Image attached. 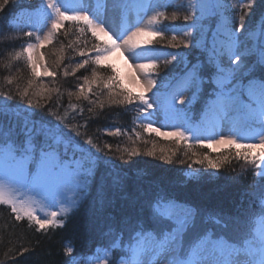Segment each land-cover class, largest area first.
I'll return each mask as SVG.
<instances>
[{"label": "snow or ice", "instance_id": "6c2138e0", "mask_svg": "<svg viewBox=\"0 0 264 264\" xmlns=\"http://www.w3.org/2000/svg\"><path fill=\"white\" fill-rule=\"evenodd\" d=\"M7 3L8 0H4L0 9ZM111 4L119 9L122 17L119 31L113 29L116 32L115 39L105 30L106 21L102 11L97 10L90 16L87 6L81 5L71 9L72 15H68L69 9L61 0H47V9L51 10L47 13V18H55L52 19V31L44 39L48 40L53 33L58 32L65 20L82 21L93 37L104 33L108 35V39L95 44L91 49L95 55L83 59L76 68L83 69L90 62L98 67L105 66L107 54L113 49L123 48L134 60L148 61L137 64L136 69L145 77V91H151L157 84L152 76L158 68L157 61L162 54L170 55L172 61H177L178 58L180 61L187 59L183 52H162L155 46L154 39H140L142 35H151L163 40L164 31H175L174 26L162 24V20H167V16L163 11H159V8L176 5L161 3L160 0H111ZM236 6L229 4L228 0H188L186 5H179L189 9L190 15L199 12L192 23L185 27L195 28L202 33V38L195 40L193 47L207 54V64L213 70L210 77L203 78L200 75L203 65L198 60L185 74L186 83L195 85L197 92L201 91L200 86L205 82L214 86L208 93L204 110L197 123H193L185 108L180 106L184 104L182 96L180 105L177 104L176 96L180 95L179 91L171 95L165 94L163 99L158 91L153 93L151 99L143 91L137 95L129 90L116 92L114 85L118 82V77L112 64H107L106 67L111 69L113 74L107 77L106 82H103L102 78L101 80L104 88L109 90L111 103L132 106L138 113L136 119L149 121L141 125L145 132L174 137L177 143L191 139L195 142L192 146H203L206 140L209 141V148L213 144H227L230 147L224 150L227 154H221L222 158L214 159L206 153L196 163L204 165L206 161L212 169H220L233 158L243 159L258 169L257 175L264 181V78L254 75L257 69L264 72V26L260 29L259 39L256 32L248 33V38L254 41L251 46L241 41L238 36L239 29L233 30L230 17L226 15ZM238 6L242 9H252L253 0ZM148 11H152L153 15L148 18L146 25L137 26L142 21L141 13L146 14ZM205 13L220 17L217 28L212 30L210 42L207 40L208 29L201 23ZM133 14L135 20L129 21L130 15ZM176 18L173 14L172 20ZM189 19V15L184 16V20ZM239 21L240 29H244V14L239 16ZM79 31L83 33L85 28L80 27ZM26 35L31 38L33 34L29 32ZM184 35L188 36L190 32H185ZM40 39L39 36L36 37V40ZM175 41L176 36L173 35L169 44L178 47ZM179 43L187 48V40H181ZM33 48L34 45L29 43L22 51L16 52L13 58L19 59L27 53L31 74L36 77L38 73L37 64L32 57ZM79 55L84 57L86 54L81 51ZM56 66L59 67V61ZM43 67L45 76L57 75L56 71L48 72L47 65ZM185 67L187 68V63ZM75 71L76 69H73V72ZM64 74L68 75L67 72ZM92 76L94 80L98 78L96 68H93ZM84 79L85 83H91L87 77ZM28 83L31 86L33 81L29 80ZM79 90L83 95L84 85H80ZM35 95L39 96L40 93ZM20 96L22 100H27L26 105H11V97L6 93L0 100V116L7 115L8 109L14 107L29 117L20 126V132L16 133L23 135L22 141L10 138L11 132L4 133V139H0V205L10 206L16 220L26 217L30 223L34 222L38 229H45L53 224L63 225L64 220L58 218L59 213L56 211L45 214L43 219L38 217L37 206H40L41 210L44 207H59L64 217H67L78 207L80 197L85 194L92 174L91 168L83 169L80 163L82 157L78 158L76 152L94 156L93 163H102L108 158L101 155L102 150L94 146L91 139L84 142L91 147H82L77 143L70 154L68 142L81 135L76 127L65 125L67 117L58 116L51 109L46 116H38V109L44 105H41L39 100L34 103L33 99L29 98L28 88L23 89ZM193 99L195 93L188 103L191 104ZM99 106L103 108V102H100ZM158 114L162 117L160 121L156 119ZM209 114L211 119L207 118ZM51 117H55V120H51ZM157 122L161 123L162 128L171 127L173 130L162 132L161 128L153 127ZM225 125L227 135L223 134ZM53 129L59 135L54 136ZM72 133H75V136ZM116 133H119V129H116ZM136 136L139 139L140 133H136ZM36 137H41L39 143L36 142ZM65 137L67 139L63 142L61 151L62 138ZM243 140H255L257 143L238 142ZM233 145L234 148L231 147ZM137 154V149L129 153L130 156ZM148 155H155V152L149 151ZM161 159L171 163L170 156H161ZM189 168L191 169V165ZM181 174L185 177V182L199 181L204 176H218V173H207L204 168L184 171ZM69 185L74 193L72 198L66 194ZM254 187L258 188V192L249 195L256 197L259 207L252 211L247 221L239 215L216 214L211 216L214 225L220 229L232 227L236 231L245 223H254L257 219L264 225V183ZM200 217V210L190 201L161 189L148 201L146 213L141 209L135 218H125L124 224L130 233L128 240L122 242V235L118 236L114 244L104 249L102 264H146V257H151L150 264H156L158 259H164L166 264H264V227L259 230L249 228L242 232L239 238L230 239L224 232H217L214 227H202L207 220L202 221ZM114 249H121L122 255L119 258L113 255ZM65 251L70 255L72 248ZM96 258L100 259L99 254ZM73 264H76L75 259Z\"/></svg>", "mask_w": 264, "mask_h": 264}, {"label": "trees", "instance_id": "16d2710c", "mask_svg": "<svg viewBox=\"0 0 264 264\" xmlns=\"http://www.w3.org/2000/svg\"><path fill=\"white\" fill-rule=\"evenodd\" d=\"M248 2L249 0H228L229 4L237 6L231 8L226 15L230 17L233 30L239 29V39L251 46L254 41L248 38V33L256 32L259 39L260 29L264 26V0H253L252 9L238 6ZM165 3L176 6L163 7L167 20H162V24L172 25L176 30L164 31L163 36H171L172 39L175 35L178 47H172L168 39H163L162 42L157 40V44H162L167 49L164 53L183 52L187 59L172 61L170 55L162 54L152 76L157 81L155 91L159 93L164 90L167 92L179 80L186 82L185 74L198 60L203 65L200 72L203 78L210 77L213 71L207 64V54L193 47L194 41L202 38V33L195 28L185 27L192 23L199 12L190 15L189 9L179 7L181 3L186 5L188 0H166ZM3 4L4 0H0V5ZM43 5L44 0H8L0 9V100L6 93L11 97V105H26L27 100H22L20 93L28 88L29 98L34 103L39 100L44 105L38 109V116H46L51 109L58 116H66L64 124L75 126L81 133L75 140L68 142L70 154L77 143L82 147H91L84 143L91 139L92 144L102 150L101 155L108 159L102 163H93L94 156L76 152L78 158L82 157L81 160L87 161L91 166L92 174L78 207L63 218V225L53 224L45 229H38L26 217L16 220L10 206L0 205V264H73L74 259L76 264H88L91 258L114 244L118 236L122 235V242L128 240L130 233L124 224L125 218H135L141 209L146 213L148 201L161 189L190 201L200 210V219L207 220L202 227H214L217 232H224L230 239L239 238L249 228L259 230L264 227L259 219L254 223H245L239 231L232 227L229 228L233 231H228L214 225L211 219L213 215H239L247 221L252 211L259 207L256 197L249 195L258 192L254 185L264 183L257 175L258 169L243 159L234 158L220 169H212L206 161L204 165L196 161L206 153L214 159L222 158L221 154H227L224 150L229 147L213 151L205 145L192 146L195 142L177 143L175 139H161L153 133L145 132L141 127L145 122L136 119L138 113L135 108L111 103L109 90L103 86L107 77L113 74L109 68L98 67L91 62L83 69L76 68L83 59L95 55L91 49L102 41L93 37L82 21L66 20L55 33L53 41L43 48L50 72H57L55 77H33L31 68L23 57L13 58L16 52L22 51L32 41L33 35L31 38L26 35L31 29L29 15L32 10L40 9ZM173 14L177 17L175 20H172ZM241 14L245 15L244 29H240ZM186 15L190 16L187 21L184 20ZM201 23L208 29L207 40L210 42L212 30L217 28L220 17L206 13ZM80 27L85 28L83 33L79 31ZM185 32H190V35L185 36ZM181 40L188 41L187 48L179 43ZM81 51L85 52L84 57L79 55ZM57 61L59 67L56 66ZM93 68L98 73L95 80L92 76ZM73 69L76 71L73 72ZM65 72L68 73L67 76ZM254 75L264 78V72L259 69ZM85 77L91 83H85ZM29 80L33 81L31 86ZM80 85H84L83 95L79 90ZM184 87L181 92L184 104L179 105L185 108L192 122H196L204 110L208 93L214 86L205 82L201 84L200 92H197L195 85L185 83ZM114 88L116 92L123 91L117 83ZM36 93L40 95L37 96ZM194 93L195 99L189 104ZM100 102H103V108L99 106ZM28 119L23 111L9 108L7 115L0 116V139H4V133L11 132L10 138L22 141L23 135L16 133L20 132V126ZM50 119L55 120V117ZM116 129H119L118 134ZM136 133H140L139 139ZM53 135L59 133L53 129ZM72 135L75 136V133ZM66 139L62 138L61 151ZM40 140L41 137H36L37 143ZM133 149H137L138 154L130 156ZM149 151H154L155 155H148ZM161 156H170L171 163L161 159ZM196 168H204L207 173H218V176H204L199 181L185 182L181 173ZM67 248H72L70 255L66 254ZM113 255L120 257L121 249H114Z\"/></svg>", "mask_w": 264, "mask_h": 264}, {"label": "rangeland", "instance_id": "374dc122", "mask_svg": "<svg viewBox=\"0 0 264 264\" xmlns=\"http://www.w3.org/2000/svg\"><path fill=\"white\" fill-rule=\"evenodd\" d=\"M165 1L166 0H160L161 3L163 2L165 3ZM240 1L242 2L244 0H240ZM61 3L69 9V11L67 12L68 15H72L71 9L79 8L81 5L87 6L90 16H93V13L97 10L102 11L104 14V19L106 21L105 23L106 32L108 33V35L112 36L113 39L116 38V32L113 31V29H115L116 31H119V29L122 26V17H121V13L119 9H116L112 6L111 0H72V1L61 0ZM43 8H44L43 12L39 10L30 12V24L32 26L30 29V32L33 34V39L29 43L34 45V48L32 49V57H33V60L37 64V73H38L37 76L41 78H46L49 76L44 75L45 70H44L43 65H47V62L45 61V56L43 54V48L53 41V38L56 32L52 34L50 39L48 40L44 39V37L49 35V33L52 31L51 29L52 19H54L55 17H52V19L47 18V13L51 11L50 9H47V0H44ZM163 9H164L163 7L159 8V11H163ZM62 10L64 9L62 8ZM141 15H142V21L137 26L144 27L146 25L148 18L151 15H153V12L148 11L146 14L141 13ZM133 20H135L134 14L130 15L129 17V21H133ZM154 30H159V29H154ZM108 35H105L104 33H100L98 38L100 40H107ZM37 36L41 38L39 41L36 40ZM140 39H154L156 41V44H155L156 47L160 48L162 52H165L167 50L163 47L162 44H157L158 42L157 40L162 42V40H160L158 37H153L151 35H142ZM164 39H168V42H169L171 40V36L165 35ZM28 44H26L24 48H26ZM27 55H28L27 53H24V55L22 56L23 59L26 61H27ZM147 62L148 61L146 60H134L131 56L127 54V52L124 51L123 48H118V49H113L111 53L107 54V60L105 61V66L107 64H112L115 66L116 75L118 77L117 84H119L121 88H123V90L127 89L131 91L133 94L135 93L139 94L140 92L143 91L145 92V95H147L151 99L153 96V93L156 92L155 91L156 86L151 91H145L147 87L145 77L141 75V73L137 71L136 69L137 64L147 63ZM159 63L160 61L158 60L157 64ZM48 72H50L49 67H48ZM110 72H112L111 69H110ZM174 92H177V91L175 89H170V91L166 95H171ZM164 95L165 93L161 95V99L164 98ZM176 101H177V104H179L180 102L179 95L176 96ZM154 108H155V105H154ZM156 119L157 121H160L162 120V117L158 114ZM144 122L145 124L149 123L148 120H145ZM153 127L161 128L162 132H165V131L171 132L173 130L171 127L162 128L161 123L159 122L154 123ZM153 134L156 137L161 138V139H168V140L175 139L174 137H171V136H159L155 133ZM223 134L227 135V125H225V132ZM238 142L243 143V144L257 143V141L255 140H243V141H238ZM208 143L209 141L206 140L204 145L208 147ZM227 147H230V146L227 144H213L210 149L213 151H217V150H221ZM231 147L234 148L235 146L233 145ZM80 163H82L84 170H88L89 168H91V166L87 163V161L85 162L83 160H80ZM66 194L69 198H72L74 195L73 191L71 190L70 185H69V190L67 191ZM82 198H83V195L80 197V200ZM52 211H56L59 213L58 218H62V219L64 218L63 212L61 211L59 207H55V208L44 207L43 210H41L40 206H37L36 215L40 217L41 219H43L45 218V214L52 212ZM227 230L233 231L231 228H228ZM150 261H151V257L145 258L146 264H150ZM102 262H103V256H100V259L92 260L91 264H102ZM156 264H166V261L164 259H158Z\"/></svg>", "mask_w": 264, "mask_h": 264}]
</instances>
